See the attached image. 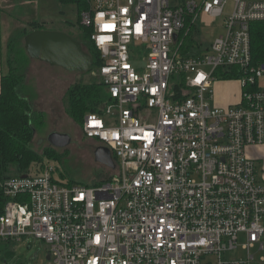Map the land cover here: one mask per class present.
Here are the masks:
<instances>
[{
  "label": "built area",
  "instance_id": "built-area-1",
  "mask_svg": "<svg viewBox=\"0 0 264 264\" xmlns=\"http://www.w3.org/2000/svg\"><path fill=\"white\" fill-rule=\"evenodd\" d=\"M18 1L34 0H0V15ZM87 1L80 24L108 102L82 131L110 149L116 172L67 185L54 166H32L0 182V244L43 241L48 264H245L226 258L244 235L246 264L254 249L264 261V183L248 156L264 144V64L251 44L264 0ZM204 20L223 26L207 48ZM234 70L241 101L217 107L214 83Z\"/></svg>",
  "mask_w": 264,
  "mask_h": 264
},
{
  "label": "rangeland",
  "instance_id": "rangeland-1",
  "mask_svg": "<svg viewBox=\"0 0 264 264\" xmlns=\"http://www.w3.org/2000/svg\"><path fill=\"white\" fill-rule=\"evenodd\" d=\"M31 1V2H35ZM55 6L59 8L60 1L53 0ZM22 3V1H21ZM15 2V6L10 8L15 21L13 23L14 36L4 49V58L8 64L10 57V45L18 40L24 43L26 35L36 30H53L54 23L48 21H31L37 10L34 5H22ZM14 4V3H11ZM13 6V5H12ZM63 8V5L60 4ZM3 10H5L3 8ZM58 19H60L57 16ZM78 23V22H77ZM76 23V25H77ZM78 27V26H77ZM79 30V29H78ZM56 31V30H54ZM223 33L221 20H204L201 24V32L198 40L207 48L218 36ZM79 38V36L77 37ZM97 69L87 73L70 72L62 67L51 66L47 63L29 59L25 83L22 93L32 103L34 110L43 115V125L34 124L36 134L34 136L33 148L40 154L47 149L55 150L56 153H64L63 161H56L52 158H45L33 165V168L43 171L45 167L52 165L56 168V175L67 185L81 183L94 186L107 180L116 172L115 168H107L96 160L95 151L99 143L95 140L87 139L82 131V125L73 121L66 113V92L69 87L76 83H101L97 76ZM156 111L150 112L154 118ZM68 133L72 140L68 147L56 149L51 147L47 138L51 132ZM13 171V172H12ZM10 174H14V169ZM245 236L241 235L239 247L233 253H229L226 258L237 260L246 264L248 253L242 248ZM49 247L40 240L33 237L24 240L20 244H0V264H48ZM255 259L249 264H264L261 260L263 254L253 250Z\"/></svg>",
  "mask_w": 264,
  "mask_h": 264
},
{
  "label": "trees",
  "instance_id": "trees-1",
  "mask_svg": "<svg viewBox=\"0 0 264 264\" xmlns=\"http://www.w3.org/2000/svg\"><path fill=\"white\" fill-rule=\"evenodd\" d=\"M59 1L63 4L77 5L79 14L77 26L80 36L75 39L92 56L93 65L89 71L98 69L101 66V58L90 38L92 29L80 24L81 14L89 9V2L87 0ZM251 44L254 63L256 65L264 64V24L252 25ZM192 47V40H190L183 53H188ZM9 52V73L2 77L0 91V182L10 177L28 174L36 162L42 161L46 157L59 162L63 161L65 157V152L56 153L55 150L47 149L43 152L44 154H40L33 148L36 134L34 124L43 125L44 117L34 110L32 103L21 91L25 83L30 58L26 53L25 44L20 40L10 45ZM233 75H235V70L229 75H224L221 79L236 80L237 76ZM65 100L67 115L73 121L83 125L86 115L102 113L103 106L108 102V96L101 83H76L67 90ZM13 169L14 174H10ZM108 180L110 178L96 185ZM6 202L7 199L0 188V215Z\"/></svg>",
  "mask_w": 264,
  "mask_h": 264
},
{
  "label": "crops",
  "instance_id": "crops-1",
  "mask_svg": "<svg viewBox=\"0 0 264 264\" xmlns=\"http://www.w3.org/2000/svg\"><path fill=\"white\" fill-rule=\"evenodd\" d=\"M57 1V0H55ZM21 3V1H18ZM14 3V4H11ZM22 5H34L37 10L31 21H48L54 23L53 30L61 31L69 34L74 39L78 36L79 30L76 23L79 20L78 7L76 4H63V8L59 4L57 8L53 0H36L35 2H22ZM13 5V6H12ZM15 6V2H7L4 4V11L0 15V91H1V79L3 76L8 75L9 68L4 58V49L15 36V27L13 23L15 21L13 12L10 8ZM57 16L60 18L58 19ZM258 87L264 90V77L258 82ZM214 98L213 104L220 108H227L232 105L238 104L241 101L242 87L238 80H220L214 83ZM248 156L256 164L257 179L259 182L264 183V144L257 147H250L248 149Z\"/></svg>",
  "mask_w": 264,
  "mask_h": 264
},
{
  "label": "water",
  "instance_id": "water-1",
  "mask_svg": "<svg viewBox=\"0 0 264 264\" xmlns=\"http://www.w3.org/2000/svg\"><path fill=\"white\" fill-rule=\"evenodd\" d=\"M176 39V37H175ZM25 50L30 59L62 67L70 72L87 73L93 65L92 56L82 44L65 32L54 30H36L29 33L24 40ZM68 133L51 132L48 144L56 149H64L71 143ZM96 160L109 169L115 168L109 148L99 146L95 151ZM23 177H26L25 175ZM50 256H48V259Z\"/></svg>",
  "mask_w": 264,
  "mask_h": 264
},
{
  "label": "snow or ice",
  "instance_id": "snow-or-ice-1",
  "mask_svg": "<svg viewBox=\"0 0 264 264\" xmlns=\"http://www.w3.org/2000/svg\"><path fill=\"white\" fill-rule=\"evenodd\" d=\"M105 27H109V26L106 25Z\"/></svg>",
  "mask_w": 264,
  "mask_h": 264
}]
</instances>
